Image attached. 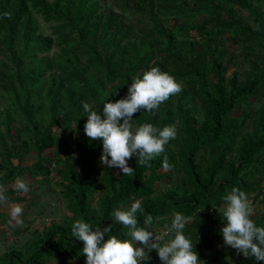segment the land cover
Instances as JSON below:
<instances>
[{
    "label": "trees",
    "instance_id": "16d2710c",
    "mask_svg": "<svg viewBox=\"0 0 264 264\" xmlns=\"http://www.w3.org/2000/svg\"><path fill=\"white\" fill-rule=\"evenodd\" d=\"M101 10L100 0H0V186L9 200L20 193L17 180L32 181L21 230L5 238L0 264H86L74 222L82 218L93 230L112 224L106 239H130L111 214L137 200L144 210L137 213L139 226L161 234L174 213L190 217L184 232L193 250L203 264H219L232 253L216 249L218 233L208 231L224 225L217 211L234 187L263 194V210L253 220L264 227V0H134L131 20L147 16L146 30ZM36 15L61 33L54 58L48 56L54 34L40 32ZM229 39L249 67L244 79L239 71L228 75L235 59ZM152 67L173 76L182 91L152 112L134 114L133 123L175 125L177 135L151 167L133 157L131 175L102 172V141L86 136L83 103L102 113ZM252 98L263 102L255 116H233ZM32 155L35 162L25 166ZM165 156L170 170L162 167ZM164 179L169 185L161 190ZM59 200L57 218L48 201ZM43 203H50L48 212ZM25 214L52 218L35 228ZM147 215L151 225L144 223ZM8 224L0 214V225ZM149 256L144 264H163L155 250ZM236 264L264 262L239 254Z\"/></svg>",
    "mask_w": 264,
    "mask_h": 264
},
{
    "label": "clouds",
    "instance_id": "9594fccd",
    "mask_svg": "<svg viewBox=\"0 0 264 264\" xmlns=\"http://www.w3.org/2000/svg\"><path fill=\"white\" fill-rule=\"evenodd\" d=\"M4 15L10 17L9 13ZM182 88L183 85L169 73L152 67L142 78L134 79L126 97L114 103H105L102 113L94 111L89 103H83V109L88 113L84 132L90 141H102L100 162L109 169H121L124 176L134 171L128 164L133 157H138V165L151 167L150 161L164 153L165 145L175 139L177 129L175 125L162 129L151 123L135 125L133 116L142 110L152 112L158 109ZM162 167L164 170L172 167L166 156ZM15 188L22 193L29 191L23 180H17ZM4 191L0 186V203L7 200ZM223 200L224 206L219 211L225 221V226L221 228L224 245L237 250V254H243L245 258L254 257L257 262H264V227L257 226L251 218L255 209L247 194L234 187ZM22 211L21 206H15L11 211L12 219L18 224L22 223L18 219ZM143 211L141 202L137 200L130 207L119 208L111 214L114 222L128 229L126 235L130 239H121L116 235L106 239L112 231V224L93 230L84 219L76 220L72 235L83 244L86 264H144L153 250L163 264H203L197 251L193 250L191 238L184 232L190 217L174 213L171 225H166L165 231L158 234L139 226L137 213ZM152 220V216L147 215L145 225H151ZM170 235L172 238L166 240Z\"/></svg>",
    "mask_w": 264,
    "mask_h": 264
},
{
    "label": "rangeland",
    "instance_id": "374dc122",
    "mask_svg": "<svg viewBox=\"0 0 264 264\" xmlns=\"http://www.w3.org/2000/svg\"><path fill=\"white\" fill-rule=\"evenodd\" d=\"M100 2H101V6H102L101 13H108L109 11H115V13L118 16H122L127 21L133 22L136 29L141 28V29L146 30L148 28L149 21L147 19V16H142V17L136 16L133 20H131V17L133 16V14L131 12V7L133 5L134 0H100ZM240 14L243 15V17L246 19V22H248V13H246L244 11H240ZM36 18H37V22H38V25L40 27L41 33H44L45 35H53L54 34L56 44H55L53 50L48 54V56L50 58H54L55 56H57L58 54L61 53V50L63 47L62 38L60 36L61 33L54 30V29H57L58 26L56 23H46L44 21V18L40 15H36ZM227 45L230 47L232 54L235 56L234 62L231 64L228 75H230L234 71H239L241 79H244L245 78V71L249 68L247 65V62L242 57L239 56V50H238L237 45L235 44L234 40L229 39L227 41ZM250 101H251L250 104L239 106L236 109V111L233 113V116L239 118L243 114V112H247V111L249 113H251V115L255 116L256 112L259 110V108L261 107L263 102L255 99V98H252ZM54 130H56V128ZM34 162H35V160H34V157L32 155L30 158H27L24 161V165L28 166V165L33 164ZM101 165H102V172H105L107 170V166L103 165L102 163H101ZM168 185H169V183H168L167 179H164L158 183V186L161 190L164 189ZM262 187H264V185ZM55 189H56V186H55ZM23 195H24L23 193L19 194V196H23ZM49 197L53 198L54 200L57 198L56 196H53V195H50ZM39 201L41 203V199ZM30 202H31V198H29V197L25 201H23L22 207L24 209V212L27 210ZM48 202H51L50 208L52 210V213L58 218L59 215L62 213L59 208H61V206L63 205V201L59 200V201H57L58 203H54L53 201H48ZM44 203L41 204V208H42L41 210L48 212L49 208L47 206L50 203L47 205ZM251 204L255 209L254 215L251 217L253 219L255 216H257L259 213L262 212L263 205H261V204L256 205L254 202ZM57 208H58V211H57ZM25 216H29V218L31 219V222L36 223L35 226L36 225L39 226L40 224H42V220L46 219L42 215H37L36 218L31 216V214H25ZM51 218L52 217L50 216L49 219H46V222L50 221ZM53 218H54V216H53ZM220 225L221 224L218 225V224L214 223L210 227V231H208V233H209V235H213V234H215V231H216V233H218V237H217V241H216L217 242L216 246L219 247L218 249L221 250L222 252H230L232 254H230V256L228 258L223 259L222 261H219V264H236L238 261V258H239V255L237 254V250H235L233 248L231 249V247H227L224 245L223 237L221 234V228L225 225H223L221 227H220ZM16 228H17V226H16ZM53 264H60V263L58 261H54Z\"/></svg>",
    "mask_w": 264,
    "mask_h": 264
},
{
    "label": "crops",
    "instance_id": "0c3cea01",
    "mask_svg": "<svg viewBox=\"0 0 264 264\" xmlns=\"http://www.w3.org/2000/svg\"><path fill=\"white\" fill-rule=\"evenodd\" d=\"M32 181H27V184H31ZM19 194H22V192H20ZM19 194L17 193L14 196H11V198L9 200H6L5 202L0 203V214H4L8 221L9 224L8 226L6 225H0V247L1 245L5 244V238L6 237H11L12 235V230H21V227H19V224L12 219L11 216V211L15 206H23V201H25L28 197L30 198L31 196L29 194L23 193V196H19ZM16 197H18L19 199H16ZM25 198V200H23ZM22 210L24 211L23 207ZM23 211H22V215H23ZM22 215L18 218L21 221V217ZM10 225V227H9ZM17 226V228H16ZM40 226V225H39ZM38 225H34V227L38 228ZM33 226H31L32 228ZM219 247H217L216 249H218Z\"/></svg>",
    "mask_w": 264,
    "mask_h": 264
},
{
    "label": "built area",
    "instance_id": "2783aa9c",
    "mask_svg": "<svg viewBox=\"0 0 264 264\" xmlns=\"http://www.w3.org/2000/svg\"><path fill=\"white\" fill-rule=\"evenodd\" d=\"M254 197H257V199H255ZM248 198H249V200H250L251 203L254 202V203L257 205V204H260V203H261L262 198H263V194H257V193H254V194L248 196ZM256 205H255V206H256ZM219 210H220V209H219ZM217 212H219V214L223 216V213H222V212H220V211H217ZM164 231H165V229H163V230L161 231V233H163ZM170 237H171V235L168 236V238H170ZM65 264H70V263H69V262H66Z\"/></svg>",
    "mask_w": 264,
    "mask_h": 264
}]
</instances>
